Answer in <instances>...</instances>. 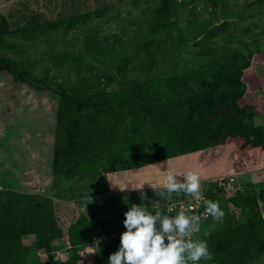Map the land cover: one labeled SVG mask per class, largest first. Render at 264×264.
Returning <instances> with one entry per match:
<instances>
[{
  "label": "trees",
  "instance_id": "trees-1",
  "mask_svg": "<svg viewBox=\"0 0 264 264\" xmlns=\"http://www.w3.org/2000/svg\"><path fill=\"white\" fill-rule=\"evenodd\" d=\"M229 1L207 0L210 12L204 17L196 12L194 0H158L140 18L130 20L129 37L93 32L85 36L82 50H51L48 59L55 69L72 67L77 74L73 88L47 86L11 57L0 55V71L14 83L55 95L47 167L50 195L0 189V264H81L78 251L94 239L98 240L93 261L108 264L126 231L124 214L97 221L81 215L62 229L52 198L79 200L87 196L88 184L104 182L107 173L215 148L229 139H241L243 148L264 150V126L254 121L257 112L240 104L247 90L244 73L261 52L260 33L251 24L237 23L228 10ZM131 4L136 8L140 0ZM246 6L251 17L264 18V0H251ZM111 9L105 4L53 21L31 18L22 26H11L0 13V50H15L16 44L7 37L30 42L57 29L72 32ZM182 9H188L189 16L179 25ZM167 32L174 33L179 47L191 46L186 68L136 85L130 79L134 74L160 70ZM161 80L164 93L149 92ZM118 81L120 86L113 88ZM205 197L217 202L210 190ZM226 203L237 211L238 219L226 214L218 223L207 217L212 231L198 239L207 241L213 259L198 264H252L264 255V219L257 209L264 207V182L251 191L249 187L236 191ZM155 208L149 210L154 213ZM158 208L168 215L167 206ZM59 251L64 257H58Z\"/></svg>",
  "mask_w": 264,
  "mask_h": 264
},
{
  "label": "rangeland",
  "instance_id": "rangeland-1",
  "mask_svg": "<svg viewBox=\"0 0 264 264\" xmlns=\"http://www.w3.org/2000/svg\"><path fill=\"white\" fill-rule=\"evenodd\" d=\"M248 1L251 0H230L228 9L240 26L251 24L260 33L261 52L253 56L250 67L244 73L243 81L247 90L240 104L254 108L257 112L255 124L264 126V18L249 15L246 6ZM157 3L158 0H140L139 6L134 8L131 0L123 3L118 0H0V13L11 26H22L26 19L53 21L77 12L92 11L101 5H112L106 16L91 18L72 32L57 29L30 42L7 37V41L16 44L15 50L2 49L0 55L11 57L34 77L42 78L47 86L59 84L73 88L77 82L74 69H55L48 59L50 51L82 50L85 36L93 32L108 38L113 33L129 37L132 33L130 20L140 18L144 10L151 9ZM194 8L204 17L210 12L207 0H194ZM188 16V9H182L177 23L184 25ZM165 36L168 48L160 55V70L134 74L130 79L136 80V85L142 86L149 80L166 79L171 72L186 68L191 46L179 47L173 32H167ZM164 82L161 80L149 92L163 94ZM120 84L119 81L114 83L113 88ZM54 106L55 95L51 90L36 91L24 84L14 83L10 75L0 71V189L50 195V173H47V167L53 147ZM242 144L239 138L229 139L215 148L144 167L128 166L127 169L107 173L104 182L88 184L85 198L75 201L52 198L58 225L65 229L81 215L92 221L115 217L128 211L132 204H143L149 209L165 205L168 215H171L168 207L180 212L181 205L185 208L198 205L207 200L205 191L208 190L215 194L225 215L231 216V212L235 211L226 203V198L244 187H249L251 191L256 184L264 182V150L243 148ZM167 171L197 173L201 182V199L197 201L183 193H173L167 200L158 196L152 185L159 189ZM219 178L225 179L224 187H219ZM141 185L142 188L136 189ZM120 188L125 189L122 191ZM142 193L146 194L147 199H141ZM206 221L200 223V231L193 234V239L212 231V225ZM94 248L92 243L82 246L81 264H99L92 258ZM58 257H64V254ZM259 260L252 264H257Z\"/></svg>",
  "mask_w": 264,
  "mask_h": 264
},
{
  "label": "clouds",
  "instance_id": "clouds-1",
  "mask_svg": "<svg viewBox=\"0 0 264 264\" xmlns=\"http://www.w3.org/2000/svg\"><path fill=\"white\" fill-rule=\"evenodd\" d=\"M152 187L164 200L173 193H183L197 201L202 197L200 177L192 171H167L160 188ZM141 199H147L146 194L142 193ZM204 205L202 214L187 215L180 211L170 216L158 207L153 213L143 204H132L124 213L126 231L121 233L119 249L110 254L109 264H198L201 260H212L207 241L192 237L200 231L203 218L210 216L222 223L225 213L217 202L205 200Z\"/></svg>",
  "mask_w": 264,
  "mask_h": 264
},
{
  "label": "built area",
  "instance_id": "built-area-1",
  "mask_svg": "<svg viewBox=\"0 0 264 264\" xmlns=\"http://www.w3.org/2000/svg\"><path fill=\"white\" fill-rule=\"evenodd\" d=\"M218 181H219L218 182L219 187H224L226 185L224 178H219ZM203 205H204V202H201L198 205H189L187 208H185L183 205H181L180 209L182 211H184L187 215L202 214L205 211V207H203ZM168 208H169V214H172L175 212L174 208H172V207H168ZM206 219L207 218H203L201 220V222L206 220ZM97 240L98 239H94L92 242V245H94V247H96V245H97ZM69 247H70L69 242H66V248H69ZM61 252L63 253V251H59L56 254L59 256L60 254H62ZM78 253L81 255L82 251L79 250Z\"/></svg>",
  "mask_w": 264,
  "mask_h": 264
},
{
  "label": "crops",
  "instance_id": "crops-1",
  "mask_svg": "<svg viewBox=\"0 0 264 264\" xmlns=\"http://www.w3.org/2000/svg\"><path fill=\"white\" fill-rule=\"evenodd\" d=\"M261 183H263V182H261ZM233 209H234V208H233ZM257 209H258V211L260 212V215H261L262 219H264V207L261 206V204H260V205L257 206ZM234 211H235V212H231V213H232L231 216H233L235 219H238V218H237L238 215L235 216V213H236V214H238V213H237V211H236L235 209H234ZM263 263H264V255L260 258V260L258 261L257 264H263Z\"/></svg>",
  "mask_w": 264,
  "mask_h": 264
}]
</instances>
